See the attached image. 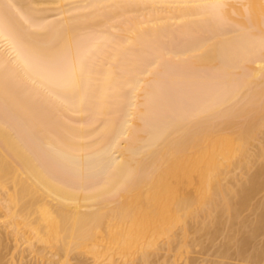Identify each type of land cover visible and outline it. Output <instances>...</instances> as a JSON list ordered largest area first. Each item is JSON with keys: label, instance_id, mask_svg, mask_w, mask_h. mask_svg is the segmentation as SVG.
Listing matches in <instances>:
<instances>
[{"label": "bare ground", "instance_id": "bare-ground-1", "mask_svg": "<svg viewBox=\"0 0 264 264\" xmlns=\"http://www.w3.org/2000/svg\"><path fill=\"white\" fill-rule=\"evenodd\" d=\"M0 211V264H264V0H0Z\"/></svg>", "mask_w": 264, "mask_h": 264}, {"label": "rangeland", "instance_id": "rangeland-1", "mask_svg": "<svg viewBox=\"0 0 264 264\" xmlns=\"http://www.w3.org/2000/svg\"><path fill=\"white\" fill-rule=\"evenodd\" d=\"M2 211H4V210H2ZM1 212V211H0ZM3 213V212H2ZM4 214H5V212H4ZM0 215H2V214H0ZM3 216V218H4V215H2ZM1 216V217H2ZM1 217H0V219H1ZM4 220V219H3ZM5 221V220H4ZM2 222V221H1ZM1 222H0V224H1ZM3 223V222H2ZM4 225V224H3ZM6 227H8V226H6V223H5V228ZM9 228H10V226H9ZM1 229H2V227H1ZM11 229V228H10ZM3 230H4V228H3ZM25 230V229H24ZM5 231H7V230H5ZM11 231V230H10ZM28 231V230H27ZM261 239V241H263L264 239H263V237H261L260 238ZM260 239H258L259 241H260ZM13 241V240H12ZM10 242L9 241V245L13 248V247H15L16 245H14V244H16V243H13V242ZM220 239H218L217 241H215V243L213 244V246H215V247H212L211 248V246H212V244H211V246H208V247H206V248H204V250L202 251V249L201 248H195V249H193V251H191V253H189L187 256L190 258V259H195L196 260V263L197 264H209V263H211L212 264V261L213 262H221V263H225V264H246V263H244L243 261H239V260H236L234 257L235 256H232L231 255V257L229 258V259H222V258H220V257H218L217 256V254H216V252H215V248H216V245H218V243H220ZM207 244H209V243H207ZM21 245V244H20ZM206 245V244H205ZM210 245V244H209ZM39 247L41 246V245H38ZM10 248V247H9ZM16 248V247H15ZM21 248V247H20ZM214 248V249H213ZM213 249V250H212ZM10 250V249H9ZM12 250H14V249H11V251ZM207 250V251H206ZM15 251V250H14ZM14 251H12V253H9V251H8V255H6L5 256V258L6 259H4V263L3 264H18V263H16V260L18 261V259H16V260H14V259H12V257L14 258L15 256H12L13 255V252ZM234 252V249L232 250H230V254H232V253ZM14 254H16L15 252H14ZM164 254V253H163ZM22 256H23V261H24V258L27 260L26 262L28 263V261H29V263H33L32 262V258H33V256L32 255H30L29 253H24V255L22 254ZM168 256H170V255H168ZM15 258H18V257H15ZM72 258H75V256L73 257H71V260L70 261H72V263L71 264H77V262H76V260H77V258H76V260L74 259H72ZM85 258V257H84ZM84 258H82V259H84ZM78 259H79V257H78ZM57 260V259H56ZM56 260H55V262H56ZM84 260H86L85 262H86V264L87 263H91L92 261L90 260V258H88V257H86V259H84ZM31 261V262H30ZM181 262H182V260H181ZM180 262V263H181ZM209 262V263H208ZM179 262H178V264H180ZM33 264H35V263H33ZM250 264H252V263H250Z\"/></svg>", "mask_w": 264, "mask_h": 264}]
</instances>
